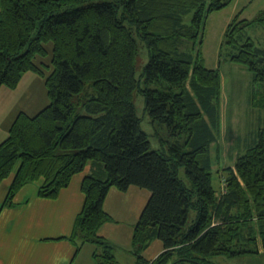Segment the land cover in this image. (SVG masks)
<instances>
[{
  "label": "trees",
  "instance_id": "trees-1",
  "mask_svg": "<svg viewBox=\"0 0 264 264\" xmlns=\"http://www.w3.org/2000/svg\"><path fill=\"white\" fill-rule=\"evenodd\" d=\"M232 2L0 0V92L35 72L46 77L50 98L34 116L19 113L0 143V185L13 178L1 208L14 207L16 194L39 180L38 196L56 200L90 166L72 234L56 240L78 251L95 245V264H118L114 245L100 234L113 220L104 204L111 189L132 186L150 195L134 227L136 264H216L211 256L264 254V128L234 167L223 169L224 190L213 181L222 80L219 69L206 67L202 45L209 16ZM242 14L226 28L219 57L248 67L264 89V48L247 33L264 25V11L252 21ZM139 42L149 54L144 68ZM137 92L160 152L141 128ZM191 211L196 218L186 229ZM156 239L163 251L147 260Z\"/></svg>",
  "mask_w": 264,
  "mask_h": 264
},
{
  "label": "rangeland",
  "instance_id": "rangeland-1",
  "mask_svg": "<svg viewBox=\"0 0 264 264\" xmlns=\"http://www.w3.org/2000/svg\"><path fill=\"white\" fill-rule=\"evenodd\" d=\"M240 11L243 12L241 19L245 18L252 21L264 11V0H233L230 6L219 12H213L207 20L204 32L205 38L202 45V55L206 60V67L209 69H219L222 80V93L220 96L221 128L218 133V141L212 146V158L214 159L213 181L216 188H220L225 183L224 179L226 175L224 170L227 166L234 167L238 155L243 154L244 144L247 142L249 144L254 134L258 135L259 127L264 128V89L262 85L254 83L248 67L236 62L233 63L224 57H219L224 32L232 19ZM247 33L254 42L264 48V25L249 27ZM51 48L52 45L49 44L50 55L42 60L46 65L51 63ZM139 50V61L144 68L148 63L149 54L142 42H139ZM36 62L39 63L40 61L37 59ZM44 71L46 75L50 73L49 68L45 67ZM137 72V78L142 82L140 78L141 69ZM45 80L46 77L40 76L35 72H29L23 76L17 88L8 89L4 86L1 87L0 143L9 136L8 128L19 113L26 112L30 116H34L50 103ZM78 99V97L74 96L75 101H78ZM134 106H136L138 117L141 118V128L149 135L152 149L160 152V144L158 138L155 136V127L151 116L146 112L145 97L138 92L135 93ZM258 116L263 117V122ZM181 170L184 172V168ZM139 193L143 194L139 196L141 197L138 200L139 203L143 198L147 202L150 195L148 190L144 188L132 186L127 196L132 195L135 197ZM116 199L114 191H111L109 193L110 207H112L115 213L120 212V215H123L128 210V207L126 206V209L121 208ZM130 200L125 205L130 204ZM190 215L191 217L186 225V229L191 227L196 218L195 211H191ZM117 221L118 223L107 222L103 227L115 233L114 227L123 225L124 223L121 218ZM137 222L129 229L132 232L130 240L125 239L126 232L115 233L116 238H110V241L114 245L113 252L118 264H136V246L133 240V232ZM87 246L96 248L92 244ZM259 246L261 245L259 244ZM162 249V241L156 239L146 250L144 256L147 260H151L155 255H159L163 251ZM87 254L89 253L86 252L82 257L86 258ZM211 257L210 259L216 264H264V254H242V256L231 258L223 255Z\"/></svg>",
  "mask_w": 264,
  "mask_h": 264
},
{
  "label": "crops",
  "instance_id": "crops-1",
  "mask_svg": "<svg viewBox=\"0 0 264 264\" xmlns=\"http://www.w3.org/2000/svg\"><path fill=\"white\" fill-rule=\"evenodd\" d=\"M90 170L91 167L88 166L82 173L75 175L70 185L61 191L56 200H45L38 196L43 180L30 182L16 194L14 199L16 205L12 208L1 207L13 178L10 177L0 185V264L94 263L92 258L94 247L90 248L87 244L78 251L77 246L70 241L56 240L72 234L76 217L82 211L85 202L81 184ZM111 191H114L119 206L123 209L127 206L128 210L123 215H120V212L115 213L110 207L108 194L104 208L113 219L108 223H118L117 220L121 218L124 223L114 227L115 233L126 232L125 239L130 240L132 232L129 229L140 219L146 200L143 198L139 203L138 200L141 198L139 196L143 195L141 193L134 197L127 196L128 192L122 193L118 189L113 188ZM129 199L130 204L125 205ZM103 226L100 229L103 237L109 241L112 237L116 238L114 232ZM86 252L89 253L86 258L82 257Z\"/></svg>",
  "mask_w": 264,
  "mask_h": 264
},
{
  "label": "clouds",
  "instance_id": "clouds-1",
  "mask_svg": "<svg viewBox=\"0 0 264 264\" xmlns=\"http://www.w3.org/2000/svg\"><path fill=\"white\" fill-rule=\"evenodd\" d=\"M225 188V183L222 184V186L220 188H218L220 191L224 190Z\"/></svg>",
  "mask_w": 264,
  "mask_h": 264
}]
</instances>
